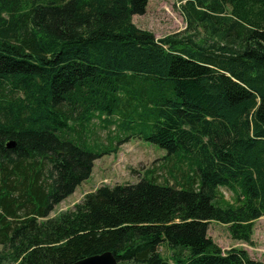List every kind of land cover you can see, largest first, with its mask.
<instances>
[{"label":"trees","instance_id":"trees-1","mask_svg":"<svg viewBox=\"0 0 264 264\" xmlns=\"http://www.w3.org/2000/svg\"><path fill=\"white\" fill-rule=\"evenodd\" d=\"M182 1L156 38L148 0H0V264H264L207 234L251 243L264 215V0ZM131 138L163 162L49 216Z\"/></svg>","mask_w":264,"mask_h":264},{"label":"rangeland","instance_id":"rangeland-1","mask_svg":"<svg viewBox=\"0 0 264 264\" xmlns=\"http://www.w3.org/2000/svg\"><path fill=\"white\" fill-rule=\"evenodd\" d=\"M183 3L182 0H148L145 12L134 14L132 21L137 27L151 31L156 38L181 31L186 26L181 9ZM91 130L93 140L104 144L107 143L110 135L109 130L113 128L108 129L98 119H94ZM117 148V152L94 160L90 177L78 185L72 194L54 206L49 214L50 217L72 209L85 194L101 186L111 187L115 184L137 182L145 171L158 167L165 155V151L139 138H131ZM155 175L159 176L156 178L159 182H163L166 174L163 169H157ZM219 191L226 200L232 199L233 194L229 189L222 187ZM207 234L222 250L232 247L243 248L252 259L264 263V215L253 222L251 243L232 239L227 225L216 221L209 222ZM160 250L164 255L166 254L164 248Z\"/></svg>","mask_w":264,"mask_h":264},{"label":"water","instance_id":"water-1","mask_svg":"<svg viewBox=\"0 0 264 264\" xmlns=\"http://www.w3.org/2000/svg\"><path fill=\"white\" fill-rule=\"evenodd\" d=\"M72 264H117V262L110 252H104L86 257Z\"/></svg>","mask_w":264,"mask_h":264}]
</instances>
